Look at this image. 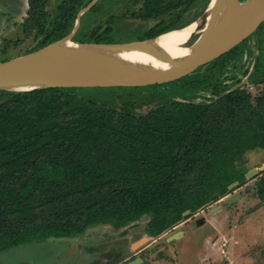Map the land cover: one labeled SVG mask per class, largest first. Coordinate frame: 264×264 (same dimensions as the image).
Returning <instances> with one entry per match:
<instances>
[{
    "label": "trees",
    "instance_id": "16d2710c",
    "mask_svg": "<svg viewBox=\"0 0 264 264\" xmlns=\"http://www.w3.org/2000/svg\"><path fill=\"white\" fill-rule=\"evenodd\" d=\"M90 1L65 0L47 27L48 0H30L23 28L37 30L38 40L25 53L67 35ZM209 1H142L130 17L157 22L132 40L187 25ZM186 12L190 17L183 18ZM263 29L264 22L216 60L155 84L0 90V251L142 218L145 234L157 237L213 194L218 199L230 184H243L239 162L249 151L264 150V91L252 96L238 88L217 97L249 72L228 77L229 83L220 79L243 47L250 56L258 53L248 83L264 84ZM116 32L111 25L96 28L85 41L123 42ZM206 91L203 101L189 99ZM149 103L154 107L146 113L136 111ZM254 196L264 202V170Z\"/></svg>",
    "mask_w": 264,
    "mask_h": 264
},
{
    "label": "rangeland",
    "instance_id": "374dc122",
    "mask_svg": "<svg viewBox=\"0 0 264 264\" xmlns=\"http://www.w3.org/2000/svg\"><path fill=\"white\" fill-rule=\"evenodd\" d=\"M140 1L98 0L95 8L83 15L77 29L79 34L74 35L72 40L88 42L85 41L88 37L86 27H96L98 32H102L114 24V29L119 32L117 37L124 42L141 36L148 27L147 23L140 22L138 18L129 17L121 21L118 18L138 11ZM64 2L48 0L46 10L50 15L49 20L55 18L57 7ZM28 8V0H0V61L23 55L36 44L37 31L28 34L23 28V22L29 16ZM110 18H115V23H111ZM198 35L199 31L193 32L183 47L193 43ZM257 56V50L250 56L243 47L235 58L228 61L220 79L224 83L231 82L228 77L240 76L246 68L250 70ZM248 82L242 88H247L252 96L264 91V84ZM140 96L142 99H138L139 102L146 101L143 93ZM196 96L189 99L203 101L209 96V91L197 93ZM153 107L154 104L149 103L136 111L146 113ZM263 164L264 150L247 152L238 167L246 173L257 169L256 173L252 176L245 174L243 184L237 182L238 185L226 195L212 199L195 214H189L157 237L145 234L147 218L118 229L102 224L89 229L83 236L50 238L0 251V264H131L137 260L140 261L137 264H264V202L254 196ZM236 194H241V197L231 204L225 203L226 199ZM196 220L200 222L196 223ZM178 231L183 232L179 238L167 240ZM143 238L144 241H141Z\"/></svg>",
    "mask_w": 264,
    "mask_h": 264
},
{
    "label": "water",
    "instance_id": "95a60500",
    "mask_svg": "<svg viewBox=\"0 0 264 264\" xmlns=\"http://www.w3.org/2000/svg\"><path fill=\"white\" fill-rule=\"evenodd\" d=\"M97 1L91 0L78 11L73 28L64 37L37 50L0 61V90L32 92L49 88L131 87L159 83L216 60L251 36L264 22V0H215L209 8L210 0L198 17L185 25L196 24L198 37L185 51L173 57L159 53L151 45L153 40L171 30L152 38L125 42L72 40L81 17ZM133 53H139L147 60L141 70L128 69L119 62L122 57ZM256 61L257 57L239 83L217 98L242 88L253 73ZM260 170H264V164ZM256 172L257 169H251L246 176ZM237 185L234 182L228 188L230 190ZM217 196L215 193L211 198ZM239 197L241 194H236L225 203L231 204ZM182 234V231L175 232L167 240L177 239Z\"/></svg>",
    "mask_w": 264,
    "mask_h": 264
},
{
    "label": "bare ground",
    "instance_id": "6f19581e",
    "mask_svg": "<svg viewBox=\"0 0 264 264\" xmlns=\"http://www.w3.org/2000/svg\"><path fill=\"white\" fill-rule=\"evenodd\" d=\"M214 1L215 0H212L209 8L213 6ZM195 26L196 24H192L164 33L157 39L153 40L151 45L153 49L163 55L172 57L176 56L186 50L187 47L183 46L188 42L192 33L196 31ZM119 62L126 68L132 70H141L147 64V60L145 59V57L139 53H133L131 54V56L122 57Z\"/></svg>",
    "mask_w": 264,
    "mask_h": 264
},
{
    "label": "flooded vegetation",
    "instance_id": "af4514ba",
    "mask_svg": "<svg viewBox=\"0 0 264 264\" xmlns=\"http://www.w3.org/2000/svg\"><path fill=\"white\" fill-rule=\"evenodd\" d=\"M142 1H144V0H142ZM142 1H140V7H141V5H142ZM137 3H139V1H137ZM28 5H30V0H28ZM29 9V8H28ZM47 11V10H46ZM137 12V11H136ZM136 12H129L128 14H124V15H122V16H120V17H118V18H120V20L119 19H117V20H119V21H121V20H125L126 18H129L130 17V15L131 14H136ZM47 14H48V16H46V23H45V25L47 26V27H49L50 25V22H52L53 20H54V18L52 19V20H49L50 19V15H49V12L47 11ZM190 13H184L183 14V18H186V17H190V15H189ZM29 17V16H28ZM27 17V18H28ZM83 17V16H82ZM82 17H81V19H80V21L82 22L83 20H82ZM27 18L25 19V21L27 20ZM130 18H134L135 19V17H130ZM137 18V17H136ZM115 19V18H114ZM110 20H111V23H115L114 21H112L113 20V18H110ZM138 20L140 21V22H142L143 23V21H141L139 18H138ZM25 21L23 22V25H24V23H25ZM80 22V23H81ZM157 21H148V22H145V23H147V25H148V27H151V25H154L155 23H156ZM112 26V25H111ZM24 27V26H23ZM112 27H114L115 28V24H114V26H112ZM148 27L147 28H145L142 32L144 33L145 31H147V29H148ZM89 28H91V30L89 29ZM96 28V27H95ZM95 28H92V27H86L85 28V31L87 32V33H90V32H93V29H95ZM107 28V27H106ZM106 28H104V29H106ZM84 30V29H83ZM87 30H89V31H87ZM116 30V29H115ZM37 31V30H36ZM117 31V30H116ZM79 32V31H78ZM77 31L75 32V33H77V34H74V35H78L79 33H78ZM101 32V31H100ZM37 33H38V31H37ZM37 33H36V36H37ZM85 33V32H84ZM86 33V34H87ZM119 32H116V34H118ZM35 36V37H36ZM38 40V39H37ZM246 40V39H245ZM255 68V67H254ZM254 72V71H253ZM218 207V206H217ZM203 208V207H202ZM216 209V208H215ZM199 210V209H198ZM201 210H203V209H201ZM196 212V211H195ZM192 214H195L194 212L193 213H191V215ZM198 222V220H196V223Z\"/></svg>",
    "mask_w": 264,
    "mask_h": 264
}]
</instances>
